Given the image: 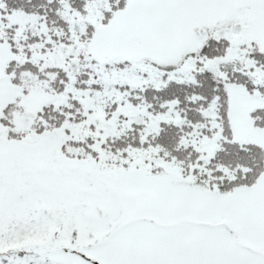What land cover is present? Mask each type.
<instances>
[{
  "label": "snow or ice",
  "instance_id": "snow-or-ice-1",
  "mask_svg": "<svg viewBox=\"0 0 264 264\" xmlns=\"http://www.w3.org/2000/svg\"><path fill=\"white\" fill-rule=\"evenodd\" d=\"M0 264H264V0H0Z\"/></svg>",
  "mask_w": 264,
  "mask_h": 264
}]
</instances>
